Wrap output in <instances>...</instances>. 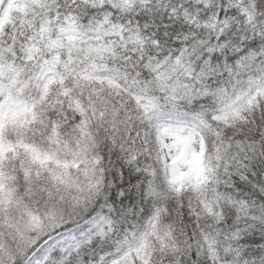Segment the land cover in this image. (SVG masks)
Masks as SVG:
<instances>
[{
  "label": "snow or ice",
  "instance_id": "snow-or-ice-1",
  "mask_svg": "<svg viewBox=\"0 0 264 264\" xmlns=\"http://www.w3.org/2000/svg\"><path fill=\"white\" fill-rule=\"evenodd\" d=\"M0 264H264V0H0Z\"/></svg>",
  "mask_w": 264,
  "mask_h": 264
}]
</instances>
